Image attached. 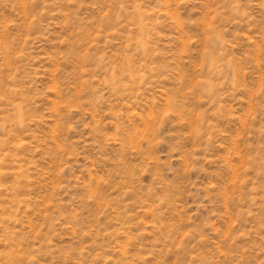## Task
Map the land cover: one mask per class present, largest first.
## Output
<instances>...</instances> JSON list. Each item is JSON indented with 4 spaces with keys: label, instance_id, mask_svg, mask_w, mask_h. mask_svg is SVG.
I'll use <instances>...</instances> for the list:
<instances>
[{
    "label": "rangeland",
    "instance_id": "374dc122",
    "mask_svg": "<svg viewBox=\"0 0 264 264\" xmlns=\"http://www.w3.org/2000/svg\"><path fill=\"white\" fill-rule=\"evenodd\" d=\"M0 264H264V0H0Z\"/></svg>",
    "mask_w": 264,
    "mask_h": 264
}]
</instances>
